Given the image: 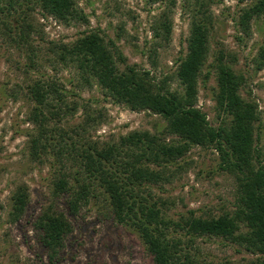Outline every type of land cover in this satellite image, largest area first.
I'll list each match as a JSON object with an SVG mask.
<instances>
[{"label":"trees","instance_id":"16d2710c","mask_svg":"<svg viewBox=\"0 0 264 264\" xmlns=\"http://www.w3.org/2000/svg\"><path fill=\"white\" fill-rule=\"evenodd\" d=\"M148 1L164 5L153 27L155 54L157 46L171 38L170 12L177 0ZM36 8L65 24L88 19L75 0H0V26L27 54L23 68L29 76L24 87L30 106L26 115L31 125L29 157L51 169L50 198L34 221L49 261L57 258L73 229L70 216L91 199L102 198L115 221L136 232L154 264H215L191 253L197 237L228 240L259 255L246 264H264L261 117L256 101L240 92L245 77L234 68V54L218 49L211 63L219 123L212 125L198 106V82L210 50L212 20L207 10L201 8L190 20L186 51L175 71L178 89L167 84V75L158 78L151 69L128 64L118 45L106 40L98 28L83 31L71 41L48 42L47 52L53 56L49 66L73 68L78 80L74 87L96 85L114 104L160 115L166 121V135L171 136L166 139L148 130H133L99 141L89 131L98 123L93 107L97 101L82 98L43 70L42 47L32 39ZM259 18L264 19V0H256L239 15L244 36H250L252 22ZM252 61L256 70L264 67V36ZM76 116L78 121L72 123ZM194 146H211L218 152L220 166L236 180V207L211 217L189 211L175 220L162 209L164 202L155 197L152 187L167 181L169 166ZM11 201L9 219L14 222L28 205V186H17Z\"/></svg>","mask_w":264,"mask_h":264},{"label":"rangeland","instance_id":"374dc122","mask_svg":"<svg viewBox=\"0 0 264 264\" xmlns=\"http://www.w3.org/2000/svg\"><path fill=\"white\" fill-rule=\"evenodd\" d=\"M75 1L88 22L65 24L36 8L32 12L36 31L32 39L34 45L42 47L39 57L46 73L56 75L67 89H74L82 98L97 101L93 107L98 112V123L89 130L92 139H117L133 130H148L166 139L171 136L166 135V121L160 115L114 104L96 85L81 90L74 87L78 80L73 68L49 66L53 56L47 52L48 42L71 41L83 31L98 28L106 40L118 45L128 64L151 69L158 78L167 75V84L178 89L175 77L178 59L186 51L190 20L203 3L202 9L211 16L212 28L209 55L198 82V106L212 125L219 123L211 63L218 49L234 54V68L245 77L240 92L244 98L254 99L260 111L258 146L264 163V67L256 70L252 61L262 43L264 19L252 22L250 36H244L238 26L242 10L256 0H177L170 12L171 38L157 46L155 54L153 27L164 5L148 0ZM26 57L24 48L0 26V264H154L136 232L116 222L102 198L91 199L70 216L73 229L57 258L49 261L34 221L50 198L51 169L46 163L32 161L28 153L27 133L31 125L26 121L30 107L24 90L29 77L23 68ZM76 121L78 116L72 123ZM220 163L218 152L211 146H194L169 166L168 180L152 187L155 197L164 202L160 205L168 217L176 220L189 211L196 216L211 217L235 209L236 180ZM23 183L28 186L29 202L23 215L12 222L11 195ZM190 251L200 260L215 264H246L259 256L219 237H197Z\"/></svg>","mask_w":264,"mask_h":264}]
</instances>
